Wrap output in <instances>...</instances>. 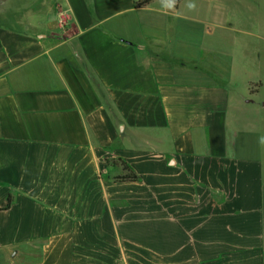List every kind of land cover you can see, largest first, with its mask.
I'll return each mask as SVG.
<instances>
[{
	"label": "crops",
	"instance_id": "crops-1",
	"mask_svg": "<svg viewBox=\"0 0 264 264\" xmlns=\"http://www.w3.org/2000/svg\"><path fill=\"white\" fill-rule=\"evenodd\" d=\"M143 1L0 0V264H264V36Z\"/></svg>",
	"mask_w": 264,
	"mask_h": 264
},
{
	"label": "rangeland",
	"instance_id": "rangeland-1",
	"mask_svg": "<svg viewBox=\"0 0 264 264\" xmlns=\"http://www.w3.org/2000/svg\"><path fill=\"white\" fill-rule=\"evenodd\" d=\"M55 1L41 0L48 7ZM189 2L196 4L195 18H199L200 22H185L187 26H196V31L185 32V38L203 49L218 52L214 60L219 71H225L228 51L232 55L246 51L250 57H257L258 43L264 36V0H184L181 7L191 11L187 8ZM31 8L39 10L41 4L37 3Z\"/></svg>",
	"mask_w": 264,
	"mask_h": 264
},
{
	"label": "trees",
	"instance_id": "trees-1",
	"mask_svg": "<svg viewBox=\"0 0 264 264\" xmlns=\"http://www.w3.org/2000/svg\"><path fill=\"white\" fill-rule=\"evenodd\" d=\"M151 2H152V0H145L141 3H139L137 6L138 7H145V6L149 5ZM109 163H110V161H109ZM112 163L114 165H121L123 167L124 171L129 173L128 175H126L124 177H120L119 180H121V181L129 180V181H133V182H136L139 180V177L134 173L133 169L124 161L119 160V161H113ZM10 203H11V199H9V204Z\"/></svg>",
	"mask_w": 264,
	"mask_h": 264
},
{
	"label": "clouds",
	"instance_id": "clouds-1",
	"mask_svg": "<svg viewBox=\"0 0 264 264\" xmlns=\"http://www.w3.org/2000/svg\"><path fill=\"white\" fill-rule=\"evenodd\" d=\"M176 0H162V5L165 9L172 10L175 8ZM187 8L190 10H194L196 8V4L194 2H189L187 4Z\"/></svg>",
	"mask_w": 264,
	"mask_h": 264
}]
</instances>
